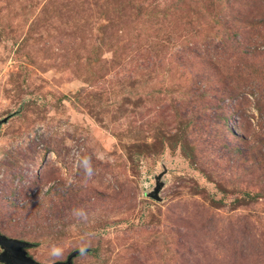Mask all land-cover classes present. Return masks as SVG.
<instances>
[{"label":"rangeland","instance_id":"rangeland-1","mask_svg":"<svg viewBox=\"0 0 264 264\" xmlns=\"http://www.w3.org/2000/svg\"><path fill=\"white\" fill-rule=\"evenodd\" d=\"M0 233L264 264V0H0Z\"/></svg>","mask_w":264,"mask_h":264},{"label":"water","instance_id":"water-1","mask_svg":"<svg viewBox=\"0 0 264 264\" xmlns=\"http://www.w3.org/2000/svg\"><path fill=\"white\" fill-rule=\"evenodd\" d=\"M157 189H155L151 197L157 199ZM31 245L22 240L8 238L0 233V263L1 264H40L31 259L26 255L25 249L29 248ZM79 253L75 251L71 253L65 262H56L52 264H72L71 260Z\"/></svg>","mask_w":264,"mask_h":264},{"label":"clouds","instance_id":"clouds-1","mask_svg":"<svg viewBox=\"0 0 264 264\" xmlns=\"http://www.w3.org/2000/svg\"><path fill=\"white\" fill-rule=\"evenodd\" d=\"M61 253H62V249H61L60 247H58V246H56V245H52V246H51V248H50V254H51L52 256H56V257H58V256L61 255Z\"/></svg>","mask_w":264,"mask_h":264},{"label":"trees","instance_id":"trees-1","mask_svg":"<svg viewBox=\"0 0 264 264\" xmlns=\"http://www.w3.org/2000/svg\"><path fill=\"white\" fill-rule=\"evenodd\" d=\"M222 119H224V116L222 117ZM80 252V251H79ZM67 259V258H66Z\"/></svg>","mask_w":264,"mask_h":264}]
</instances>
